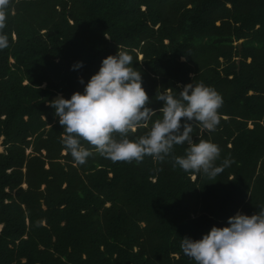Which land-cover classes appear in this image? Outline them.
<instances>
[{"label":"trees","instance_id":"obj_1","mask_svg":"<svg viewBox=\"0 0 264 264\" xmlns=\"http://www.w3.org/2000/svg\"><path fill=\"white\" fill-rule=\"evenodd\" d=\"M4 31L0 264H196L181 238L264 207V0H11ZM117 48L133 56L147 107L188 83L221 95L216 130L197 126L193 141L216 143L217 165L231 159L222 174L184 172L171 156L113 162L91 148L77 165L65 153L48 101L82 91L78 78Z\"/></svg>","mask_w":264,"mask_h":264},{"label":"clouds","instance_id":"obj_2","mask_svg":"<svg viewBox=\"0 0 264 264\" xmlns=\"http://www.w3.org/2000/svg\"><path fill=\"white\" fill-rule=\"evenodd\" d=\"M10 3L11 0H0V50L10 45L9 34L4 31ZM133 61L131 54L117 48L114 55L102 58L87 82L78 78L82 91L48 101L63 127L61 143L65 153L77 165L86 163L92 155L91 148L113 162L139 163L145 156L163 162L171 156L173 168L184 172L203 173L209 178L222 174L231 159L225 158L217 165L219 146L201 138L219 125L221 95L202 82L188 83L179 92L167 88L166 92L156 93L155 99L162 106L154 110L146 106L149 97ZM82 67L83 61L71 66L73 70ZM157 114L158 118L153 119ZM197 126L201 136L194 142ZM142 127L147 129L143 135L130 138V132ZM177 145L186 146L183 156L172 155ZM180 248L196 264H264V207L251 215L238 212L229 216L226 226L213 225L199 239L185 236Z\"/></svg>","mask_w":264,"mask_h":264},{"label":"rangeland","instance_id":"obj_3","mask_svg":"<svg viewBox=\"0 0 264 264\" xmlns=\"http://www.w3.org/2000/svg\"><path fill=\"white\" fill-rule=\"evenodd\" d=\"M239 42H240V41H239ZM237 43H238V42H237ZM235 45H236V43H235ZM137 59L140 60V59H141V55H138ZM248 127H251V125L248 124ZM1 141H2V139L0 138V152L3 150V147H2V145H1ZM29 152H30V149H27V150H26V154H28ZM191 178H193V177H191ZM22 187L25 188L26 186L23 184ZM42 188H43V187H41V189H42Z\"/></svg>","mask_w":264,"mask_h":264},{"label":"water","instance_id":"obj_4","mask_svg":"<svg viewBox=\"0 0 264 264\" xmlns=\"http://www.w3.org/2000/svg\"><path fill=\"white\" fill-rule=\"evenodd\" d=\"M236 46L240 48V42L236 43ZM58 96V95H57ZM57 96H54L53 99H55Z\"/></svg>","mask_w":264,"mask_h":264}]
</instances>
